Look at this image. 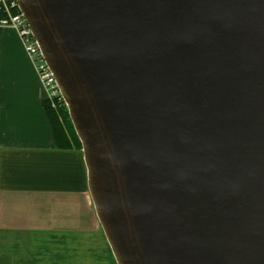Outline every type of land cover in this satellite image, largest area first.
Listing matches in <instances>:
<instances>
[{
  "label": "water",
  "instance_id": "95a60500",
  "mask_svg": "<svg viewBox=\"0 0 264 264\" xmlns=\"http://www.w3.org/2000/svg\"><path fill=\"white\" fill-rule=\"evenodd\" d=\"M16 1L115 263L264 264V0Z\"/></svg>",
  "mask_w": 264,
  "mask_h": 264
},
{
  "label": "crops",
  "instance_id": "0c3cea01",
  "mask_svg": "<svg viewBox=\"0 0 264 264\" xmlns=\"http://www.w3.org/2000/svg\"><path fill=\"white\" fill-rule=\"evenodd\" d=\"M45 97L18 34L4 29L0 34V257L6 262L0 258V264H69L66 259L73 253L62 251L57 260L68 255L58 263L38 255L26 258L23 252L32 239L40 247L41 238H66L65 245L56 241L57 249L78 248L82 239L107 245L89 195L82 151L53 146Z\"/></svg>",
  "mask_w": 264,
  "mask_h": 264
},
{
  "label": "built area",
  "instance_id": "2783aa9c",
  "mask_svg": "<svg viewBox=\"0 0 264 264\" xmlns=\"http://www.w3.org/2000/svg\"><path fill=\"white\" fill-rule=\"evenodd\" d=\"M0 11L5 16L0 19V27L16 29L26 53L31 57L37 75L46 90L45 100L52 108L65 106L66 103L60 93L56 79L44 60L40 46L21 13L16 0H0Z\"/></svg>",
  "mask_w": 264,
  "mask_h": 264
},
{
  "label": "rangeland",
  "instance_id": "374dc122",
  "mask_svg": "<svg viewBox=\"0 0 264 264\" xmlns=\"http://www.w3.org/2000/svg\"><path fill=\"white\" fill-rule=\"evenodd\" d=\"M3 17H5V16L2 15V18ZM4 29H12L17 33L16 29H13L11 27H0V34H1V32L4 31ZM19 38H20V36H19ZM22 44H23V42H22ZM23 47H24V45H23ZM56 241H60L61 244L65 245L66 238H63L61 240L59 238H57V239L41 238L40 239V244H41L40 247H35V244H34L33 239H32L26 245L25 251L23 253L25 255H27L26 258H28V259L38 255L40 257V259H47V260L54 261L57 263L63 259L65 261L64 257L68 254H71V253H73V254H71L70 258L66 259V263L73 264V260H74V263H76L78 261L79 257L81 258V260L78 264H110L112 260L114 261V258H113V255H112V252H111V249H110L108 243H107V245H105V243H103V242H102V244L98 243L97 240L82 239L81 245L78 248H75V247L71 248V247H65L64 246L63 249H57L56 247L58 246V243H56ZM106 242H107V240H106ZM53 244H55V248L57 250H54V246H52ZM14 249H16V247H14ZM60 251H62L63 253L64 252L68 253V254H63L62 259L57 260V258H59V255L61 254ZM83 257H85L86 260L82 261ZM0 258L4 262H6L5 258H3V257H0Z\"/></svg>",
  "mask_w": 264,
  "mask_h": 264
},
{
  "label": "trees",
  "instance_id": "16d2710c",
  "mask_svg": "<svg viewBox=\"0 0 264 264\" xmlns=\"http://www.w3.org/2000/svg\"><path fill=\"white\" fill-rule=\"evenodd\" d=\"M2 15L0 11V18ZM44 109L53 131V146L61 149L81 150V143L74 131L66 107L63 105L52 108L45 100ZM112 264H116L115 261Z\"/></svg>",
  "mask_w": 264,
  "mask_h": 264
}]
</instances>
